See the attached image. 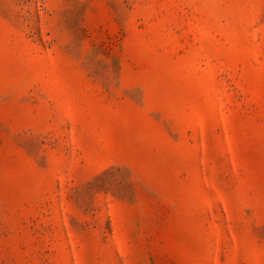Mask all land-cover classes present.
I'll return each instance as SVG.
<instances>
[{
	"label": "rangeland",
	"instance_id": "1",
	"mask_svg": "<svg viewBox=\"0 0 264 264\" xmlns=\"http://www.w3.org/2000/svg\"><path fill=\"white\" fill-rule=\"evenodd\" d=\"M0 264H264V0H0Z\"/></svg>",
	"mask_w": 264,
	"mask_h": 264
}]
</instances>
